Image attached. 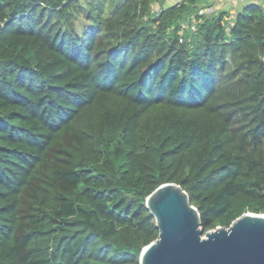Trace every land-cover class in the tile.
<instances>
[{
	"label": "trees",
	"instance_id": "16d2710c",
	"mask_svg": "<svg viewBox=\"0 0 264 264\" xmlns=\"http://www.w3.org/2000/svg\"><path fill=\"white\" fill-rule=\"evenodd\" d=\"M170 1L0 0V264H140L168 183L264 214V8Z\"/></svg>",
	"mask_w": 264,
	"mask_h": 264
},
{
	"label": "water",
	"instance_id": "95a60500",
	"mask_svg": "<svg viewBox=\"0 0 264 264\" xmlns=\"http://www.w3.org/2000/svg\"><path fill=\"white\" fill-rule=\"evenodd\" d=\"M159 237L147 245L140 264H264V214L244 213L229 226L205 232L198 209L176 183L147 198Z\"/></svg>",
	"mask_w": 264,
	"mask_h": 264
},
{
	"label": "crops",
	"instance_id": "0c3cea01",
	"mask_svg": "<svg viewBox=\"0 0 264 264\" xmlns=\"http://www.w3.org/2000/svg\"><path fill=\"white\" fill-rule=\"evenodd\" d=\"M262 1L264 0H201L202 4L200 8H207L213 6L215 8V12L213 14L224 10L228 11L232 15V17H235L248 5L252 3H258L261 5Z\"/></svg>",
	"mask_w": 264,
	"mask_h": 264
},
{
	"label": "built area",
	"instance_id": "2783aa9c",
	"mask_svg": "<svg viewBox=\"0 0 264 264\" xmlns=\"http://www.w3.org/2000/svg\"><path fill=\"white\" fill-rule=\"evenodd\" d=\"M153 12L159 13V8L155 7L153 9ZM214 12H215V8L213 6H210L207 8H200V10H199L200 15H211ZM189 28L192 29L193 31H195L196 30V21L192 20L190 24L184 23L182 25L181 34L183 33L184 30L189 29Z\"/></svg>",
	"mask_w": 264,
	"mask_h": 264
},
{
	"label": "rangeland",
	"instance_id": "374dc122",
	"mask_svg": "<svg viewBox=\"0 0 264 264\" xmlns=\"http://www.w3.org/2000/svg\"><path fill=\"white\" fill-rule=\"evenodd\" d=\"M174 1H176V0H171V1L169 2V4H172ZM258 1H260V0H258ZM261 6L264 8V1H262Z\"/></svg>",
	"mask_w": 264,
	"mask_h": 264
}]
</instances>
